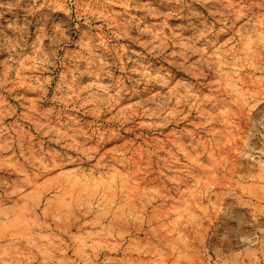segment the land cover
<instances>
[{
    "label": "rangeland",
    "instance_id": "obj_1",
    "mask_svg": "<svg viewBox=\"0 0 264 264\" xmlns=\"http://www.w3.org/2000/svg\"><path fill=\"white\" fill-rule=\"evenodd\" d=\"M0 264H264V0H0Z\"/></svg>",
    "mask_w": 264,
    "mask_h": 264
}]
</instances>
